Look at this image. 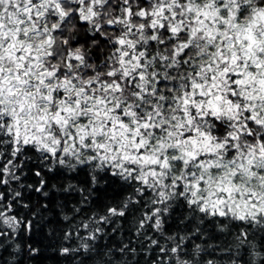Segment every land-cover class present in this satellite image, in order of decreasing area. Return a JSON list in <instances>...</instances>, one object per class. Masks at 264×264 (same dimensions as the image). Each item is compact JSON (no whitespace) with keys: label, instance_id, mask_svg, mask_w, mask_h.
<instances>
[{"label":"snow or ice","instance_id":"snow-or-ice-1","mask_svg":"<svg viewBox=\"0 0 264 264\" xmlns=\"http://www.w3.org/2000/svg\"><path fill=\"white\" fill-rule=\"evenodd\" d=\"M0 264H264V0H0Z\"/></svg>","mask_w":264,"mask_h":264}]
</instances>
